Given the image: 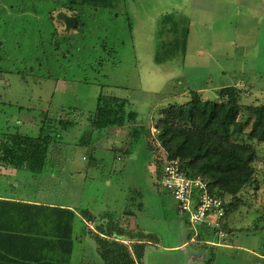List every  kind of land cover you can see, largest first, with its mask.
I'll return each mask as SVG.
<instances>
[{
    "label": "rangeland",
    "instance_id": "374dc122",
    "mask_svg": "<svg viewBox=\"0 0 264 264\" xmlns=\"http://www.w3.org/2000/svg\"><path fill=\"white\" fill-rule=\"evenodd\" d=\"M75 1L0 0V133L33 135L46 121L77 108L85 121L66 135L69 144L59 164L70 168L75 162L85 169L79 176L85 179L87 171L91 177L84 181L81 206H104L103 184L114 178L107 165L126 159L118 170V191L109 189L116 200L124 198L117 210H125L122 216L128 222L140 207L142 228L158 232L165 247L180 242L165 219L179 221L185 240L191 241V233L174 200L157 185L154 154L146 159L155 125L164 109L185 103L192 90L203 87L198 93L208 100L218 89L235 86L244 125L236 140L250 144L255 155L251 183L240 194L244 205L231 220L235 228L228 236L235 250L206 245L199 236L191 242L207 252L208 264H264V258L253 256L264 255V143L247 139L251 121L244 115L246 107L264 104V0ZM59 12L76 17V27L66 31L56 19ZM100 44L105 48L99 50ZM206 90L209 94L202 92ZM99 95L125 101L128 119L123 126L89 128L87 116ZM55 174L61 178L62 173ZM66 184L72 185L69 180ZM33 187L27 185V191ZM125 201H135V207L122 209ZM117 227L115 221L106 230L109 236L124 235L126 241L107 243L115 259H89L88 254L83 258L87 263L81 264L88 259L91 264H134V256L138 260V230L130 222L122 231ZM146 250L141 264L144 257L146 264H186L179 250Z\"/></svg>",
    "mask_w": 264,
    "mask_h": 264
},
{
    "label": "trees",
    "instance_id": "16d2710c",
    "mask_svg": "<svg viewBox=\"0 0 264 264\" xmlns=\"http://www.w3.org/2000/svg\"><path fill=\"white\" fill-rule=\"evenodd\" d=\"M187 36L188 32L185 42ZM97 47L105 48L103 44ZM70 52L73 55L71 49ZM203 89L192 90L185 103L164 109L155 125L156 135L147 147L146 159L154 154L156 179L160 178L165 162L178 161L189 176L206 182L209 194L226 202L223 230L227 235L235 228L231 220L244 205L240 194L251 183L255 155L250 144L236 140L244 132L243 122L239 121V90L225 86L214 97L203 100L198 93ZM124 102L116 96L99 95L95 109L87 114L89 128L98 131L123 126L128 119L124 116ZM244 115L251 121L247 139L264 143V104L246 107ZM83 116L77 108H69L63 118L56 116L46 121L37 136L19 131L0 133V164L41 173L47 166L59 163L67 152L66 135L81 123ZM199 237L207 241L215 236L205 232Z\"/></svg>",
    "mask_w": 264,
    "mask_h": 264
},
{
    "label": "crops",
    "instance_id": "0c3cea01",
    "mask_svg": "<svg viewBox=\"0 0 264 264\" xmlns=\"http://www.w3.org/2000/svg\"><path fill=\"white\" fill-rule=\"evenodd\" d=\"M185 45H187V39ZM202 92L209 94L207 90ZM26 131L28 133V130ZM38 132L33 135L37 136ZM125 160L114 161L107 165L110 168L109 175L113 176L115 181L113 178L106 181L107 184H103L106 187L105 194L101 195L104 206L95 210L89 208V205L81 206L79 196L85 191L84 181L90 180L91 177L87 178V171L85 179L83 175L79 176L85 169L77 166L75 162L70 168L55 163L44 168L41 173H33L26 167L15 168L0 164V264H81L87 263V260L83 258L86 259L88 254L89 259L96 256V258L100 257V260L102 258L114 260V251L108 253L107 243H126L123 234V236L116 232L111 236L107 234V228L115 221L120 224V227H117L118 231H122L125 223L128 224V222L138 230L135 236L139 239V253L142 254L138 260L134 256V264H141L140 259L146 254V249L154 246L170 252L179 250L184 255L186 264H204L205 262L208 264L207 252L199 249L195 244L193 246L191 241L185 240V233L181 230L182 225L179 221H174V218L165 219V222L174 230L175 239H179L180 242L176 240L173 245L165 247H162L158 232H149L142 228L143 221L139 217L140 210H142L140 207L136 206L137 212L135 210L131 212L133 215L130 216L128 222L126 221L128 218L124 219L122 215L125 210H117L116 205L120 202L119 200L122 203L124 198L122 196V199L116 200L110 194L109 189L114 188V191H118V170L126 164ZM98 165L104 166L105 164L99 161ZM126 171H129L128 167ZM57 172L62 173L61 178L56 177ZM56 179H58L55 186L57 188H54L53 182ZM66 180H69V185L72 184L70 188L67 187ZM31 183L34 187L29 193L27 185ZM78 186H80L79 189ZM50 188L52 192L48 190ZM125 203L126 206L122 209H126L127 206L135 207V201L129 203L125 201ZM27 207L33 208L28 209ZM61 210L68 213H61ZM229 234L226 235L225 240L223 239L224 241L213 237L212 240L205 242L224 250H235ZM120 248H125V245H120ZM198 254L199 261L195 259ZM253 256L264 258L263 254L255 252ZM89 259L88 264H91ZM145 259L146 257L143 259V264H146Z\"/></svg>",
    "mask_w": 264,
    "mask_h": 264
},
{
    "label": "built area",
    "instance_id": "2783aa9c",
    "mask_svg": "<svg viewBox=\"0 0 264 264\" xmlns=\"http://www.w3.org/2000/svg\"><path fill=\"white\" fill-rule=\"evenodd\" d=\"M157 185L174 200L178 215L186 217L191 241L205 232L219 240L226 237L223 230L226 202L211 196L208 184L201 178L189 176L178 161H167L162 166Z\"/></svg>",
    "mask_w": 264,
    "mask_h": 264
},
{
    "label": "water",
    "instance_id": "95a60500",
    "mask_svg": "<svg viewBox=\"0 0 264 264\" xmlns=\"http://www.w3.org/2000/svg\"><path fill=\"white\" fill-rule=\"evenodd\" d=\"M56 19L59 21H62L64 23L66 31L73 29L77 25V18L76 17L68 16V15L64 14L63 12H59L56 15Z\"/></svg>",
    "mask_w": 264,
    "mask_h": 264
},
{
    "label": "flooded vegetation",
    "instance_id": "af4514ba",
    "mask_svg": "<svg viewBox=\"0 0 264 264\" xmlns=\"http://www.w3.org/2000/svg\"><path fill=\"white\" fill-rule=\"evenodd\" d=\"M64 24V23H63ZM64 27H65V25H64Z\"/></svg>",
    "mask_w": 264,
    "mask_h": 264
}]
</instances>
